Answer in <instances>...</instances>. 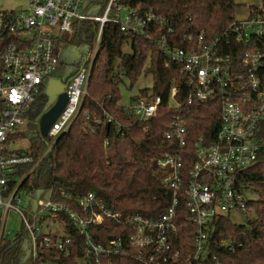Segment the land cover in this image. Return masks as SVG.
Listing matches in <instances>:
<instances>
[{
    "label": "built area",
    "instance_id": "built-area-1",
    "mask_svg": "<svg viewBox=\"0 0 264 264\" xmlns=\"http://www.w3.org/2000/svg\"><path fill=\"white\" fill-rule=\"evenodd\" d=\"M95 4V0H28L20 11H0V249L6 241L15 244L20 239H11L6 219L26 178H16L19 165L33 161L15 149L19 140L14 136L26 127L28 112L46 80L59 70L75 24L95 21L99 31L94 47L80 56L78 70L68 82L67 105L46 136L51 143L44 155L76 119L105 26L116 24L124 34L158 46L167 64L179 67L185 83L181 89L174 79L167 103L176 113L165 136L176 140L177 146L156 159L158 177L173 191V200L164 214L151 218L113 212L95 193L64 192L63 200L53 188L38 190L47 197L37 200V209L31 202L27 213L21 212L31 238L32 264H59L50 260L48 250L65 257L71 254L76 244L67 221L85 241L81 264H222L214 252L230 243L216 236L219 222L233 212L251 216L254 200L239 176L264 155V0L244 5V15L235 14L211 38L205 31L179 35L166 16L134 0H108L101 13ZM212 101L219 107L213 141L200 136L190 145L192 107ZM163 105L161 95L138 96L125 110L148 124L159 117ZM184 200L187 219L197 229L193 248L184 249L186 255L177 247L176 222ZM108 220L128 227L127 237L97 242L93 229Z\"/></svg>",
    "mask_w": 264,
    "mask_h": 264
},
{
    "label": "trees",
    "instance_id": "trees-1",
    "mask_svg": "<svg viewBox=\"0 0 264 264\" xmlns=\"http://www.w3.org/2000/svg\"><path fill=\"white\" fill-rule=\"evenodd\" d=\"M134 1L166 16L179 35L205 31L208 38L229 25L239 7L236 0ZM107 2L102 0L98 13L103 12ZM98 31V22L79 21L69 43L78 49L93 48ZM128 45L130 51L125 50ZM167 63V58L155 44L124 34L116 24H107L87 93L70 129L44 155L51 140L41 135L39 127L40 117L50 108V97L43 87L28 112L25 129L14 136L18 140H30V148L21 153L33 157L32 162L19 165L16 178L26 177L20 191L28 195L53 188L63 200L64 192L73 195L95 193L113 212L151 218L164 214L171 206L173 191L160 181L156 159L177 146L176 140L165 136L176 113L168 108L167 103L174 79L181 89L185 85L179 67ZM147 75L153 77L152 87L140 89L138 96L161 95L164 99L159 117L148 124L140 122L121 104V85L129 81L132 88ZM218 125L216 101L195 104L189 116L190 145L200 136L213 141ZM192 163L193 158L187 161V169ZM239 180L245 189L258 194V199L251 203L252 214L246 225L234 224L230 218L220 220L216 236L230 244L222 245L214 254L222 264H264V155L256 166L240 173ZM16 184L12 182L11 189ZM187 216L184 200L176 217L177 247L184 255L187 254L185 247L188 250L193 248L197 230ZM67 223V230L75 236L76 245L71 254L65 257L53 249L46 254L59 264H81L79 260L85 255V241L75 232L71 222ZM93 230L100 243L126 238L129 233L128 227L109 220ZM20 244L21 241L15 244L6 241L0 249V264H13V254L19 250ZM28 246L31 249V238Z\"/></svg>",
    "mask_w": 264,
    "mask_h": 264
},
{
    "label": "rangeland",
    "instance_id": "rangeland-1",
    "mask_svg": "<svg viewBox=\"0 0 264 264\" xmlns=\"http://www.w3.org/2000/svg\"><path fill=\"white\" fill-rule=\"evenodd\" d=\"M95 2V9L98 10L102 0H95ZM249 2H251V0H237L239 7L236 9L235 14L238 17L244 15L245 12L243 11L242 7ZM27 4L28 0H0V11H20L25 9ZM69 42L65 44L62 51L61 66L59 70L52 77L48 78L45 83V92L50 97V107L56 102L58 95L61 92L67 90L68 82L70 81L69 79L71 78L72 74L77 72L81 63L80 56L87 52V49H78ZM125 50L130 51V46H126ZM127 81L128 80H126V82ZM152 84L153 77L151 75L140 78L137 84H135L132 88H130L129 81L125 84H122L121 89L123 98L121 104L127 106L133 97L138 96L140 89L145 87L151 88ZM29 148L30 140L28 138H23L15 144V149L21 152H26ZM47 195L48 194L45 192H36L33 195H27L20 191L13 204L14 208L10 209L7 213L6 227L7 230L12 232L11 239L15 236H18L20 237L19 241H21L19 250L13 254V257L15 258L13 264H32L31 249L28 246L30 234L26 231L23 215L21 212L27 213V210L31 208V202L34 204L32 209H37V200L47 197ZM249 198L251 200H257L258 194L251 191L249 193ZM248 219L249 217L241 214L240 212H233L230 215V220L237 225H246L248 223Z\"/></svg>",
    "mask_w": 264,
    "mask_h": 264
},
{
    "label": "water",
    "instance_id": "water-1",
    "mask_svg": "<svg viewBox=\"0 0 264 264\" xmlns=\"http://www.w3.org/2000/svg\"><path fill=\"white\" fill-rule=\"evenodd\" d=\"M68 102L66 91L61 92L56 102L40 117L39 127L42 136H47L54 122L61 115Z\"/></svg>",
    "mask_w": 264,
    "mask_h": 264
},
{
    "label": "crops",
    "instance_id": "crops-1",
    "mask_svg": "<svg viewBox=\"0 0 264 264\" xmlns=\"http://www.w3.org/2000/svg\"><path fill=\"white\" fill-rule=\"evenodd\" d=\"M237 1V0H236Z\"/></svg>",
    "mask_w": 264,
    "mask_h": 264
}]
</instances>
